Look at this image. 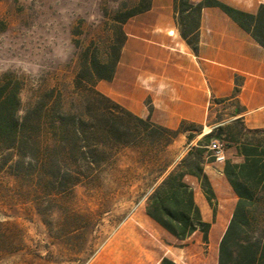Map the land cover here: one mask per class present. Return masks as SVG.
Returning a JSON list of instances; mask_svg holds the SVG:
<instances>
[{"label":"trees","instance_id":"obj_1","mask_svg":"<svg viewBox=\"0 0 264 264\" xmlns=\"http://www.w3.org/2000/svg\"><path fill=\"white\" fill-rule=\"evenodd\" d=\"M139 28L176 35L196 59L218 34L228 37L237 58L242 51L260 56L264 0L251 8L231 0H135L115 11L105 42L91 41L81 53L73 80L76 97L69 103L60 91L47 89L24 106L21 81L11 73L0 75V194L14 193L34 207L46 227L55 224L52 246L71 255L80 254L88 239L80 226L88 217L62 207L75 188L95 187L123 149L154 160L190 131L187 126H195L182 121L171 128L155 121L152 99L137 113L98 91L104 83L124 97L130 92L123 86L135 73L133 37ZM234 76L230 100L243 90V77ZM251 110L243 105L233 116L239 118L211 131L199 125L197 143L165 168L134 211L133 243L102 249L89 264H264V139L243 138L234 130ZM194 136L187 135L188 143ZM224 140L236 145L241 162H218L212 155ZM17 228L0 223V264H62L24 257V236Z\"/></svg>","mask_w":264,"mask_h":264},{"label":"rangeland","instance_id":"obj_2","mask_svg":"<svg viewBox=\"0 0 264 264\" xmlns=\"http://www.w3.org/2000/svg\"><path fill=\"white\" fill-rule=\"evenodd\" d=\"M231 1L251 8L258 0ZM134 2L0 0V75L11 73L21 81L24 106L47 89L60 91L69 103L76 97L73 80L81 53L91 41L105 42L115 11ZM133 50L135 73L123 86L130 92L124 97L104 83L98 84V91L137 113L152 99L155 121L171 128L182 121L195 126H187L190 131L180 135L154 160L123 149L104 169L95 187H77L72 197L62 202L63 208L88 217L80 222L88 239L78 255L52 246L55 240L49 236L56 233V225L46 227L30 203H20L14 193H1L0 223L16 225L22 231L26 245L23 256L27 259L40 255L54 263L89 264L90 257L102 249L133 243L134 211L157 186L165 168H171L191 144L197 143L199 135L195 130L199 125L206 132L219 122L239 118L233 116L242 111L243 98L239 95L238 100H230L237 75V49H232L226 35L218 34L196 59L176 35L139 28L133 37ZM237 82L241 85L239 79ZM240 117L241 123L234 130H241L243 138L264 139V135L249 131L264 130V108ZM188 134L195 135L190 143ZM213 149L212 155L223 157L222 161H242L232 142L224 140ZM174 257L178 260L177 254Z\"/></svg>","mask_w":264,"mask_h":264},{"label":"crops","instance_id":"obj_3","mask_svg":"<svg viewBox=\"0 0 264 264\" xmlns=\"http://www.w3.org/2000/svg\"><path fill=\"white\" fill-rule=\"evenodd\" d=\"M237 75L242 76L243 90L240 97L250 109L264 108V54L251 55L246 51L238 53ZM232 86V84L230 85ZM231 89V87H230Z\"/></svg>","mask_w":264,"mask_h":264},{"label":"built area","instance_id":"obj_4","mask_svg":"<svg viewBox=\"0 0 264 264\" xmlns=\"http://www.w3.org/2000/svg\"><path fill=\"white\" fill-rule=\"evenodd\" d=\"M216 160L218 161V162H221L222 160H223V157H219V155L216 157Z\"/></svg>","mask_w":264,"mask_h":264}]
</instances>
